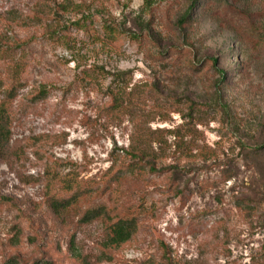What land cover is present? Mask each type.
I'll return each instance as SVG.
<instances>
[{"label": "rangeland", "instance_id": "rangeland-1", "mask_svg": "<svg viewBox=\"0 0 264 264\" xmlns=\"http://www.w3.org/2000/svg\"><path fill=\"white\" fill-rule=\"evenodd\" d=\"M189 1L0 0V264H264V0Z\"/></svg>", "mask_w": 264, "mask_h": 264}, {"label": "trees", "instance_id": "trees-1", "mask_svg": "<svg viewBox=\"0 0 264 264\" xmlns=\"http://www.w3.org/2000/svg\"><path fill=\"white\" fill-rule=\"evenodd\" d=\"M152 0H145V6L150 7ZM198 0H190L187 12L180 19L181 23H186L190 21V17L193 13V10L196 8ZM110 28L111 26H106ZM251 30L252 35L256 36L261 43H264V30L259 26H255ZM113 31L118 32V28H113ZM138 37V36H136ZM217 58H213V64L216 65ZM222 73V71H220ZM129 82L125 83L124 86H120L118 88V94H114L116 100L117 96L119 99L124 97L125 89L128 87ZM2 87V82L0 81V88ZM17 95V89L12 88L7 90L6 98L0 102V153H4L7 151L11 136H12V128H11V117L9 113V101L13 99ZM191 116V115H190ZM128 151H126L127 153ZM129 153V152H128ZM134 158H138L139 160H143L149 156H155L157 153L153 149L152 144L148 146L146 143H137V146L132 148L130 152ZM146 168V166L141 165L138 168ZM135 168L130 171H134ZM64 187L68 192H71L69 196L66 197H53L51 199V206L55 212H60L66 210L74 203H76L85 192L74 188L73 184L69 181L64 182ZM76 189V190H75ZM103 218L106 222V232L107 238L105 241L106 248H115L119 247L127 241L131 240L134 235L138 231V219L135 216H127V215H116L113 214V210L109 209L105 205H99L94 208H90L86 210L81 217L82 222H90L96 218Z\"/></svg>", "mask_w": 264, "mask_h": 264}]
</instances>
